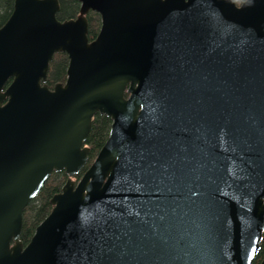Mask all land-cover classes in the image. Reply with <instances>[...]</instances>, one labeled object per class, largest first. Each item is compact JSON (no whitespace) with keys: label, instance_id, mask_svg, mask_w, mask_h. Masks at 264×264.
I'll list each match as a JSON object with an SVG mask.
<instances>
[{"label":"water","instance_id":"95a60500","mask_svg":"<svg viewBox=\"0 0 264 264\" xmlns=\"http://www.w3.org/2000/svg\"><path fill=\"white\" fill-rule=\"evenodd\" d=\"M60 10V0H14L0 27V264H253L264 233V0ZM91 10L101 16L92 40ZM58 52L67 77L51 87ZM97 113L112 118L110 134L76 180ZM61 170L24 245L25 208Z\"/></svg>","mask_w":264,"mask_h":264},{"label":"trees","instance_id":"16d2710c","mask_svg":"<svg viewBox=\"0 0 264 264\" xmlns=\"http://www.w3.org/2000/svg\"><path fill=\"white\" fill-rule=\"evenodd\" d=\"M243 0H237L241 3ZM61 10L58 13L60 19L75 17L79 13L81 0H60ZM14 8V0H0V27L11 15ZM89 18V36L93 39L101 28V16L98 12L91 10L87 15ZM69 57L65 52L55 54L51 62V69L48 82L53 87L57 82H64L67 77ZM112 125V118L106 114L97 113L93 117V124L86 144L91 147L90 159L85 167L75 176L79 179L84 171L90 166L99 150L109 137ZM68 175L65 170L54 171L40 193L32 199L24 211V224L21 239L26 245L33 236L37 225L51 212L53 204L51 198L59 191L65 183ZM264 257V233L262 247L253 264H260Z\"/></svg>","mask_w":264,"mask_h":264},{"label":"flooded vegetation","instance_id":"af4514ba","mask_svg":"<svg viewBox=\"0 0 264 264\" xmlns=\"http://www.w3.org/2000/svg\"><path fill=\"white\" fill-rule=\"evenodd\" d=\"M89 14V13H88ZM92 40V39H91ZM54 57H55V55H54ZM53 61V60H52ZM51 69V68H50ZM49 75H50V72H49ZM49 79V78H48ZM11 80H12V78H10L9 80H8V82H7V85L11 82ZM54 86V85H53ZM52 87V86H51ZM74 178H76V177H74Z\"/></svg>","mask_w":264,"mask_h":264},{"label":"rangeland","instance_id":"374dc122","mask_svg":"<svg viewBox=\"0 0 264 264\" xmlns=\"http://www.w3.org/2000/svg\"><path fill=\"white\" fill-rule=\"evenodd\" d=\"M75 179L77 180V177Z\"/></svg>","mask_w":264,"mask_h":264}]
</instances>
